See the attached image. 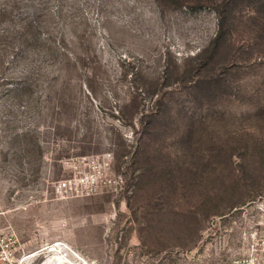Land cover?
Here are the masks:
<instances>
[{"label": "rangeland", "instance_id": "1", "mask_svg": "<svg viewBox=\"0 0 264 264\" xmlns=\"http://www.w3.org/2000/svg\"><path fill=\"white\" fill-rule=\"evenodd\" d=\"M0 208L15 264L264 253V0H0Z\"/></svg>", "mask_w": 264, "mask_h": 264}, {"label": "built area", "instance_id": "2", "mask_svg": "<svg viewBox=\"0 0 264 264\" xmlns=\"http://www.w3.org/2000/svg\"><path fill=\"white\" fill-rule=\"evenodd\" d=\"M74 184V180L71 179L59 180L53 184V189L56 194L63 195L64 193H71ZM1 215H3V212L0 208V217ZM55 245H58V243ZM259 245L261 250L264 251V234L260 238ZM18 250L19 240L14 230L9 225L0 226V264H15ZM228 264H264V253L259 256L237 259Z\"/></svg>", "mask_w": 264, "mask_h": 264}, {"label": "bare ground", "instance_id": "3", "mask_svg": "<svg viewBox=\"0 0 264 264\" xmlns=\"http://www.w3.org/2000/svg\"><path fill=\"white\" fill-rule=\"evenodd\" d=\"M54 249V248H53ZM62 249V248H61ZM56 250V249H55ZM54 256V255H53ZM61 262H64L63 259H61L59 257V255H57L56 257L53 258H49L48 260L46 259L45 262H43L42 264H61Z\"/></svg>", "mask_w": 264, "mask_h": 264}]
</instances>
